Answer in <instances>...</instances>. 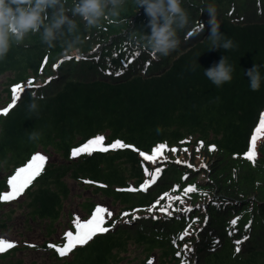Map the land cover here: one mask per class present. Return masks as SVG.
<instances>
[{
	"label": "trees",
	"instance_id": "obj_1",
	"mask_svg": "<svg viewBox=\"0 0 264 264\" xmlns=\"http://www.w3.org/2000/svg\"><path fill=\"white\" fill-rule=\"evenodd\" d=\"M208 4L217 8L219 31L233 41V49L210 50L209 17L201 14ZM182 6L189 25L178 31L180 45L166 57L153 59L135 47L136 39L150 34L148 17L135 0H126L120 16L99 28L74 17L78 54L66 50L71 36L49 48L37 34L0 61V77L10 76L5 108L13 103L12 88L24 89L8 115H0L3 167L12 175L46 150L63 161L46 163L24 191L30 215L57 222L68 181L110 198L120 209L106 222V233L72 250L64 264H111L128 244L146 258L158 252L171 264H264V137L255 163L244 158L264 113V85L252 91L244 75L254 64L264 65V0H183ZM223 56L235 71L230 83L217 88L203 69ZM33 94L44 97L38 114L27 108ZM33 131L40 133L36 141L29 140ZM95 136L104 137L105 146L119 140L148 154L159 144L177 151L164 150L155 164L133 147L71 156L73 148ZM157 167L158 178L146 190L126 191L141 189L151 180L145 168L151 173ZM189 186L195 191L185 193ZM2 190L7 191L5 179ZM88 207L91 215L96 207ZM236 241H242L239 252ZM145 259L140 263L149 264Z\"/></svg>",
	"mask_w": 264,
	"mask_h": 264
},
{
	"label": "clouds",
	"instance_id": "obj_2",
	"mask_svg": "<svg viewBox=\"0 0 264 264\" xmlns=\"http://www.w3.org/2000/svg\"><path fill=\"white\" fill-rule=\"evenodd\" d=\"M126 0H0V61H3L14 45H20L29 35L39 34L42 43L49 48L54 47L58 39L71 36L65 41L68 52L78 54V24L74 17H79L87 28H99L102 21L120 16V10ZM138 9L143 8L148 17L147 27L150 34H142L134 41L137 49L147 53L153 59L168 56L180 45L178 31L189 25V13L182 6L183 0H135ZM207 13L209 20L210 50L223 49L229 51L234 43L226 35L220 33L217 19V8L208 4L202 13ZM71 13V15H69ZM204 27V25H201ZM264 65L254 66L244 75L247 76L249 88L259 91L264 85ZM235 69L227 56L208 69H203L204 76L217 88L233 79ZM43 96L35 94L27 105L30 113L38 114V100ZM40 133H29V140L36 141ZM6 162L0 161V167Z\"/></svg>",
	"mask_w": 264,
	"mask_h": 264
},
{
	"label": "rangeland",
	"instance_id": "obj_3",
	"mask_svg": "<svg viewBox=\"0 0 264 264\" xmlns=\"http://www.w3.org/2000/svg\"><path fill=\"white\" fill-rule=\"evenodd\" d=\"M8 78H10L9 75L0 77V110L5 109L4 102L6 95L4 93V87ZM263 137L264 131L258 135L255 153ZM46 153L38 154L45 156L47 158L46 163L49 165L63 163L60 157L56 156L53 151L46 150ZM199 162H202V159L196 161V163ZM7 174L8 170L0 167V180H3ZM67 187L69 189V195L62 203L59 220L54 224L30 215L31 212L27 206L30 200L25 199L24 196H19L15 200L5 202L3 206L0 205V239L14 242L18 246V249L13 255H10L4 260L0 258V264H64L70 262L72 256L69 257L67 256L68 254L65 255L64 260H57L52 257V250L54 248H49L48 245L57 244L60 247L64 245L65 241L63 237L65 233L75 231L73 224L74 218L80 217L82 220L90 218L91 215L87 210L89 209L88 204H92L94 207H105L111 211L113 215L106 217V222L113 221L112 219L120 212V209L114 205L113 200L100 194H92L91 188H87L84 185H77L70 181L67 182ZM2 224H5V226L3 227ZM70 227H73V230ZM42 246L46 248L42 250L34 248ZM74 252L72 251V253ZM142 254L141 249L128 244L124 248V251L119 253L115 262H111V264H141L142 259L144 260L146 258ZM148 258L149 261H152V264H171L168 260L161 259L158 252H153L146 259Z\"/></svg>",
	"mask_w": 264,
	"mask_h": 264
},
{
	"label": "snow or ice",
	"instance_id": "obj_4",
	"mask_svg": "<svg viewBox=\"0 0 264 264\" xmlns=\"http://www.w3.org/2000/svg\"><path fill=\"white\" fill-rule=\"evenodd\" d=\"M27 83L30 86L33 82L30 80ZM23 90H24L23 87L20 85L14 86L12 88L11 91L13 93L12 96L13 103L10 104L7 108L0 110V115H4V116L8 115L11 108L15 106L16 101L20 98L19 93L23 92ZM262 131H264V113H262L259 117L258 126L255 128V131L252 134L249 142V148L247 152L244 154V158L253 163H255V159H256V153H255L256 140L258 138V135ZM104 139L105 138L102 136H95L87 140L79 147L73 148L71 152V156L73 158H76L79 155H91L94 152H107L109 151L110 148L115 150L117 148L133 147L130 145H126L119 140L113 142L110 146H105L103 143ZM200 147H203V142H200ZM133 150L139 151L134 147ZM164 150H169L172 152L177 151V149L175 148L168 149L167 145L165 144H159L151 150V154L145 153L143 151H139V155L143 157L144 161H149L155 164L157 157L161 155ZM210 150L215 151V146H211ZM185 151H187V149H185ZM197 151H199V148L197 149ZM46 162H47V158L45 156L41 154H35L31 156L30 160L26 163V165L17 168L14 174H12L7 180V185L9 190L5 193H0V202H10L21 196L24 193V191L32 184V182L42 173ZM177 163H180V161H177ZM189 167H191V165H189ZM201 167H204V165H201ZM160 171L161 169L157 167L155 172L150 173L149 169L145 168L146 174L151 175V180L145 181V183L141 186V189L128 188L126 189V191L146 190L149 184L154 183L156 181ZM184 179H187V177H184ZM85 183H90V181H85ZM100 186L103 187L104 185H100ZM192 191H195V186H189L188 188L184 189L185 193H189ZM163 198L164 197H161V199ZM169 198L171 199V197ZM176 199H181V198L176 197ZM169 207H171V205H169ZM185 210L190 211L191 209H185ZM149 211H151V209H149ZM161 211H165V210L161 209ZM112 215L113 213H111V211H109L105 207L97 206L93 211V213L91 214L90 218L86 220H82L80 217L74 218L73 224L75 231L74 232L68 231L65 233L63 237L65 243L62 247L54 244H49L48 247L54 248L55 251L58 253V255L60 257H63L69 254L77 246H85L95 236L106 233L109 230L107 227H105L106 217H111ZM123 215L126 216L128 214L124 213ZM238 219L239 218H237V220ZM235 223L236 220H233L232 224L235 225ZM184 235H187V231H185V233L181 235L180 239H183ZM241 243L242 241H236L237 252L240 251L239 244ZM15 246L16 245L14 242L0 239V253H3ZM185 248L187 249V245H185ZM149 264H152L151 260L149 261Z\"/></svg>",
	"mask_w": 264,
	"mask_h": 264
}]
</instances>
